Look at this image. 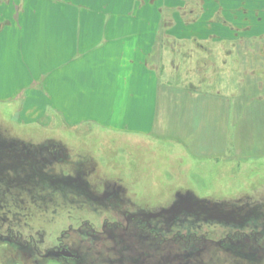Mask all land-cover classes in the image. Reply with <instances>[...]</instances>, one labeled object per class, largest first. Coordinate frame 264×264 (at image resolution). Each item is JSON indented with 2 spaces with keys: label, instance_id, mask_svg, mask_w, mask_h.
Wrapping results in <instances>:
<instances>
[{
  "label": "rangeland",
  "instance_id": "rangeland-1",
  "mask_svg": "<svg viewBox=\"0 0 264 264\" xmlns=\"http://www.w3.org/2000/svg\"><path fill=\"white\" fill-rule=\"evenodd\" d=\"M209 48L218 59L208 61L206 80L205 73L199 77L191 71L193 54L197 59L203 54L199 47L161 44L154 51L150 65L159 78L158 97L148 133L121 132L93 120L70 124L61 114L59 84L54 100V86H46L51 74L45 62L37 59L26 66L18 57L22 67L14 70L16 76L0 80V142L5 151L18 147L26 154L31 149L43 173L34 170L33 158L22 155L18 165L7 154L1 156L6 165L0 167V235L17 233L32 243L20 249L0 236V264H62L42 255L62 230L72 244L77 228L101 229L105 222H124L127 212L139 210L165 218L184 198L212 207L216 214H178L156 250L157 241L147 238H100L98 244L116 248L101 257L94 251L86 264H140L135 258L140 252L144 264L146 258L153 264H254L251 256L220 242L238 233L231 246H242L244 233H264V110L253 106L250 90L240 122L235 105L224 110L219 93L224 48ZM22 50L34 55L31 47ZM8 61L0 60V67L9 63L12 74L18 63ZM249 84L252 79L246 76ZM223 98L235 102L233 96ZM81 184L87 194L77 187Z\"/></svg>",
  "mask_w": 264,
  "mask_h": 264
},
{
  "label": "crops",
  "instance_id": "crops-1",
  "mask_svg": "<svg viewBox=\"0 0 264 264\" xmlns=\"http://www.w3.org/2000/svg\"><path fill=\"white\" fill-rule=\"evenodd\" d=\"M65 2L0 0V60L18 63L12 74L9 63L0 67V80L16 76L19 56L26 66L45 62L51 74L46 86H54V100L59 84L61 114L70 124L93 120L121 132L148 133L159 83L150 58L161 44L199 47L203 54L199 59L193 54L191 71L205 73V80L208 61L218 59L209 47L221 46L224 110L235 105L239 121L249 90L253 106L264 110V0ZM13 13L16 22L10 20ZM53 14L59 18L53 20ZM25 45L33 56L22 50ZM246 76L252 79L247 86ZM230 96L234 103L223 98Z\"/></svg>",
  "mask_w": 264,
  "mask_h": 264
},
{
  "label": "flooded vegetation",
  "instance_id": "flooded-vegetation-1",
  "mask_svg": "<svg viewBox=\"0 0 264 264\" xmlns=\"http://www.w3.org/2000/svg\"><path fill=\"white\" fill-rule=\"evenodd\" d=\"M6 142V141H5ZM9 145V143H6ZM3 146H5L4 143L0 142V160L1 156L4 154H7L8 158H10L13 161H16L14 163L20 164L23 163V161H20V157L22 155L26 156V158L30 157V160L33 158L31 154V149H27V153L23 154L21 153V149L17 147L16 148H6V151L3 150ZM13 158V159H12ZM34 170L38 172H42L37 167L38 160L34 159ZM10 164V163H9ZM6 165V164H5ZM4 163H2V167L4 168ZM1 167V168H2ZM43 169V168H42ZM61 180V178H60ZM80 181V180H78ZM84 182V181H83ZM82 182V183H83ZM77 183V182H76ZM84 184V183H83ZM83 184L78 185V188H83L84 191L87 194L86 186H83ZM109 194H107L105 197H108ZM93 200H95L93 198ZM185 206V207H184ZM188 210V211H187ZM200 212L202 214H205V217H212L215 213L214 208L212 207H205L202 206L201 203H199L197 200L193 199H186L184 198L179 203H176V205L172 208V210H168L167 216L164 218H160L162 216H159V212H149L144 210H139L137 212H127L124 222L121 220H112L110 222H105L101 229L97 228H88L82 227L80 229H75L77 231V238L72 240V244L68 243V235L64 232L65 230H62V233L56 236L55 241L51 243V245L46 248V251L42 255H46L47 258H55V260L61 262L62 264H86L89 263V260L93 256L92 253L95 251L98 255V257L104 256V251L108 252L107 254L112 253V249L116 248L115 246H106V245H100L98 244L101 240L100 238L110 240L111 242L114 241L116 237L124 239V235H127V239H131L132 237L137 238H147L151 240H156L157 245L152 246L154 250H156V247H162V243L165 241L166 233L171 232L172 229L170 228L172 223L175 222L176 216L180 213H188V214H196L197 216ZM219 214V213H218ZM161 215V214H160ZM238 234V233H237ZM236 234V235H237ZM173 235L175 237H179L182 235L178 231H174ZM236 235L228 234L224 240L220 242V245H227L230 248H233L235 251L245 253L247 256H251L252 259L250 261H253L254 264H262L263 263V257H264V233L263 231H260V229H257L255 231H251L249 234L244 233L241 236L242 243L241 245L231 246L233 244L232 240L235 239ZM1 236V235H0ZM184 237V236H183ZM172 238H174L172 236ZM243 238V239H242ZM4 240L8 244L15 245L17 247H20V249L24 247H30L32 241L29 240L28 242H24L20 238V234L17 235V233L14 234H7L2 235L1 240ZM25 245V246H24ZM24 246V247H23ZM187 246V245H185ZM245 251L241 249L244 248ZM99 247H102L100 250ZM250 248L249 250H247ZM106 249V250H105ZM37 251V247L35 245V252ZM38 252V251H37ZM36 252V253H37ZM87 253V255H85ZM108 256H105L104 258L107 259ZM136 260L139 261L140 264H144L142 261V253L135 257ZM93 262V260L91 261ZM112 264V261H107V263ZM146 262L153 264V261H148V258H146ZM146 263V264H148ZM122 264H125L122 263Z\"/></svg>",
  "mask_w": 264,
  "mask_h": 264
},
{
  "label": "trees",
  "instance_id": "trees-1",
  "mask_svg": "<svg viewBox=\"0 0 264 264\" xmlns=\"http://www.w3.org/2000/svg\"><path fill=\"white\" fill-rule=\"evenodd\" d=\"M0 167H2V162H0Z\"/></svg>",
  "mask_w": 264,
  "mask_h": 264
}]
</instances>
